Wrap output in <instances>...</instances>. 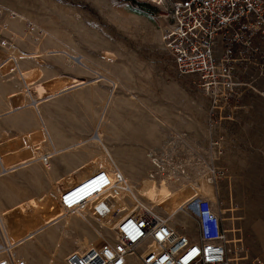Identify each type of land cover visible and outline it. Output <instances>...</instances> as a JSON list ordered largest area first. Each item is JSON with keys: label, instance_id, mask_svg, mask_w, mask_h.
<instances>
[{"label": "rangeland", "instance_id": "374dc122", "mask_svg": "<svg viewBox=\"0 0 264 264\" xmlns=\"http://www.w3.org/2000/svg\"><path fill=\"white\" fill-rule=\"evenodd\" d=\"M136 1L157 13L132 7L126 0H0V44L4 46L0 48L4 60L0 80L15 84L0 81V111L9 110L4 95L15 91L18 94L9 97L12 112L31 108L39 113L48 98L37 99L33 93L54 89V96L61 98L45 108L50 122L56 114L62 124L70 125L75 144L89 137L59 151L52 148L50 133L41 120L52 148L44 152L35 141L37 135L22 134L19 129L20 123L29 128L38 125L26 116L16 120L19 132L0 134L2 227L9 219L5 218L8 209L16 223L27 224L32 217L36 223L39 220L21 228L19 234L10 227L9 240L0 229V245H8L16 259L23 258L28 264H64L70 251L99 244L104 235H111L113 225L106 223L102 228L81 212H65L62 197L93 171L107 169L122 172L128 180L131 190L120 200L127 214L139 199L166 217L183 207L185 212L179 211L173 219L188 227L184 213L195 214V199L216 200L226 219L228 239L240 240L251 258L264 260V99L244 97L230 120L210 131L209 99L194 77L178 74L161 43L158 15L164 13L167 0ZM67 92L76 94L63 98ZM153 113H159L164 123L181 122L192 129L172 134L197 151L186 148L181 162L160 159L161 168H155L147 157L153 151L122 146L116 151L124 159L137 157V162L124 167L136 178L143 176L133 182L105 141L113 130L148 132L155 123L170 134L169 127ZM110 117L114 125H107ZM215 141L219 147H211ZM66 151L70 152L58 156ZM216 152L219 157L212 162L211 154ZM53 156L58 157L50 163ZM68 159L79 163L77 170L55 181L53 164ZM168 176L182 181L173 182L178 190L164 185Z\"/></svg>", "mask_w": 264, "mask_h": 264}, {"label": "built area", "instance_id": "2783aa9c", "mask_svg": "<svg viewBox=\"0 0 264 264\" xmlns=\"http://www.w3.org/2000/svg\"><path fill=\"white\" fill-rule=\"evenodd\" d=\"M158 19L161 43L178 74L194 77L210 101V131L229 121L244 97L264 99V0H167ZM130 190L122 172L97 169L64 192L65 212L76 210L102 228H114L99 244L70 251L64 264H264L240 240L228 239L216 200L198 198L195 214H184L186 227L141 199L132 205L140 213L127 214L120 200ZM0 264L28 262L2 244Z\"/></svg>", "mask_w": 264, "mask_h": 264}, {"label": "crops", "instance_id": "0c3cea01", "mask_svg": "<svg viewBox=\"0 0 264 264\" xmlns=\"http://www.w3.org/2000/svg\"><path fill=\"white\" fill-rule=\"evenodd\" d=\"M10 74H12V73H10ZM0 81L3 84L15 85L12 83H10V84L4 83L3 80H0ZM14 92L15 91H9L4 95L5 96L4 99H8V101H9V103H8L9 110L5 111V112L0 111V113L3 114L2 115L3 117L1 120H4L3 125H1L2 121H0V134L1 135H2L3 131H6V132L18 131L15 129V127H18V126H16V125H18V122H16V120H18L21 117L26 116L29 119L36 120L38 122V125L37 126H31L29 128V126H26L27 124H21L20 123L19 129L22 131V134L23 133H30L31 135H34V134L37 135V139H35V141H36V143L39 144V147H41L43 149V151L46 148H48L50 151V149L52 150L53 147L55 149H58L59 151H64L65 149H69V148L74 147L75 145H77L81 141L85 142L89 138L88 137L84 140H80L79 142H77L75 144V141H74V139H75L74 134L75 133L71 129L70 125L62 124L59 119L58 120L56 119V114H53L51 116L52 122H50V120H49L50 116H48V114L45 112V108L47 106H51V105L53 106L55 104V101L58 100L59 98H61L59 96H57V97L54 96V92H55L54 89L47 91L45 93H39V94H37L36 92L33 93L37 99H42V98H46V97L48 98V100L46 102H44L40 105L39 113L36 112L34 109H31V108H26V109H24L25 111L22 110L19 112H12V110L10 108L9 97L12 96L13 94H18V93H14ZM75 94L76 93H74V92H67L63 95L64 96L63 98H72V96ZM67 110H70V109L67 108ZM152 116L162 125L168 126L170 129L169 130L170 134H165V131L163 130V128L155 123L153 130H150L148 132H145V131L144 132H141V131L123 132V131H120L118 129L113 130L112 132H110V135H109L110 140L106 138V141H105L106 146L110 147L111 154L113 155L117 164L124 170L126 175L133 182H137V181L141 180L143 176L136 178L134 175L131 174V172L129 171V169H127V167H124L125 163L137 162L135 160V159H137V157L135 159H134V157H132V159H124V156H122L123 154L119 155L116 151L118 148H122V146H131V147H136V148H140V149H148V150L153 151L151 153H153L157 157V159H159V160L160 159H162V160L166 159V160H168L170 162H174V163L179 162V161L181 162L182 160L185 159L184 153H185L186 148L192 149V151L194 153H196L195 151H197V149L195 147H188L187 145L185 146V143L183 142V140H181V138L179 136H177L176 134H172L173 132L185 133L187 131H191L192 129H187L186 124H181V122L179 124L164 123L162 120H160L158 118V116H161V115H159V113H155V114L153 113ZM40 117H41V119H40ZM41 120L44 122V124L46 125V127L50 133L51 141H52V148L50 147V144L48 143V141L46 139V131H44V129L42 127ZM139 122L140 121H138V123ZM114 123L115 122L110 117L107 125H114ZM172 127H174V128H172ZM38 136L41 138H38ZM174 138H179L180 140L175 141ZM216 140H218V138ZM108 141H111V143L108 144ZM47 145H48V147H47ZM83 146H85V145H83ZM217 147H219V144ZM213 151H215V150H213ZM69 152L70 151L60 153L58 156L69 153ZM218 154H219V152H218ZM211 155H213V154H211ZM58 156H55V157H58ZM55 157L53 156L50 159V161ZM147 157L151 160L150 164L151 165L153 164L154 165V166L152 165L153 167L157 168V166L154 164V162H155L159 165L158 168H161L159 161L157 159H155L153 156H151L150 153H147ZM218 157H219V155H218ZM218 157H217V159H218ZM126 158H128V157H126ZM140 158L145 159L144 156H140ZM143 159H141V160H143ZM50 163H52V161ZM78 164H76L75 162H73L69 159L65 160L63 162L54 163L53 168H54V173H56L55 181L60 180L59 179L60 176H68L71 173L75 172L78 168L77 167ZM175 180L182 183V181L175 179L173 176H168V179H167V181H165L164 185L168 186L171 190H175V189L178 190L177 185L173 184V182H175ZM178 185H180V184H178ZM178 209H183L181 211H184L183 207H178V208H175L172 211H170V213L168 215L170 216L173 211L178 210Z\"/></svg>", "mask_w": 264, "mask_h": 264}, {"label": "bare ground", "instance_id": "6f19581e", "mask_svg": "<svg viewBox=\"0 0 264 264\" xmlns=\"http://www.w3.org/2000/svg\"><path fill=\"white\" fill-rule=\"evenodd\" d=\"M154 161V160H153ZM154 164L157 166V167H159V165L157 164V163H155L154 162ZM198 199V198H197ZM197 199H195L193 202H195ZM208 199V198H207ZM210 200V199H209ZM211 201V200H210ZM192 202V203H193ZM213 202V201H212ZM191 204V203H190ZM181 210H183V209H178V210H175V211H173L172 213H171V215L170 216H168V218H173V216L174 215H176V214H178V212L179 211H181ZM8 213H7V215L5 216V218L6 217H9V221L7 220L6 222H4V227L5 228H3L2 227V219L4 218V217H1V219H0V229H1V233L3 234V236L4 237H8V240H9V236H10V231H11V229H10V227H14V230H17V233L19 234V233H21L20 232V229L21 228H26L27 227V225L29 226L31 223H34V224H37V223H39V220H38V222L36 223V221L35 220H37L36 218H33L32 217V219L30 220V219H28V223L27 224H23V223H20V222H14L13 221V219L11 218L12 217V215H13V213L12 212H10V210L8 209V211H7ZM133 213L134 214H136V215H138L139 213H140V209L139 208H137V207H135V209L131 212V214L133 215ZM36 217V216H35ZM4 221V220H3ZM12 224V225H11ZM16 228V229H15ZM13 230V231H14ZM30 238V237H29ZM8 243L10 244L11 242L10 241H8ZM91 247V246H90ZM87 248H89V247H87Z\"/></svg>", "mask_w": 264, "mask_h": 264}, {"label": "trees", "instance_id": "16d2710c", "mask_svg": "<svg viewBox=\"0 0 264 264\" xmlns=\"http://www.w3.org/2000/svg\"><path fill=\"white\" fill-rule=\"evenodd\" d=\"M128 1L132 7H135V8H139V9H143L151 14H156L157 13V10L155 9H151L150 6L146 5L145 3H140L136 0H126Z\"/></svg>", "mask_w": 264, "mask_h": 264}]
</instances>
